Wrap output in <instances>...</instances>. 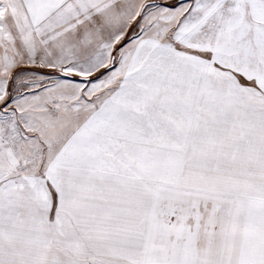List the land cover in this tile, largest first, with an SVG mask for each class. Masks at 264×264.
Instances as JSON below:
<instances>
[{
  "label": "snow or ice",
  "instance_id": "snow-or-ice-1",
  "mask_svg": "<svg viewBox=\"0 0 264 264\" xmlns=\"http://www.w3.org/2000/svg\"><path fill=\"white\" fill-rule=\"evenodd\" d=\"M0 264H264V0H0Z\"/></svg>",
  "mask_w": 264,
  "mask_h": 264
}]
</instances>
